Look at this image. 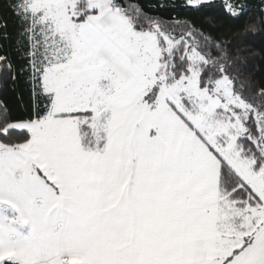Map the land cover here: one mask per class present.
I'll return each instance as SVG.
<instances>
[{
	"label": "snow or ice",
	"instance_id": "obj_1",
	"mask_svg": "<svg viewBox=\"0 0 264 264\" xmlns=\"http://www.w3.org/2000/svg\"><path fill=\"white\" fill-rule=\"evenodd\" d=\"M264 0H0V264H264Z\"/></svg>",
	"mask_w": 264,
	"mask_h": 264
},
{
	"label": "trees",
	"instance_id": "obj_2",
	"mask_svg": "<svg viewBox=\"0 0 264 264\" xmlns=\"http://www.w3.org/2000/svg\"><path fill=\"white\" fill-rule=\"evenodd\" d=\"M216 2L220 3L221 0H216ZM251 2L255 4L259 3V0H251ZM249 47L258 53L257 56L251 59L250 73L255 77L257 83H264V36L252 39ZM0 96L12 102L14 98L13 88L0 85Z\"/></svg>",
	"mask_w": 264,
	"mask_h": 264
}]
</instances>
